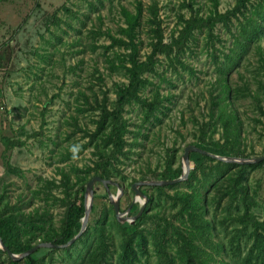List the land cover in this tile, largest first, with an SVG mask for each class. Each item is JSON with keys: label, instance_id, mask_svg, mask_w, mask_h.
I'll use <instances>...</instances> for the list:
<instances>
[{"label": "rangeland", "instance_id": "rangeland-1", "mask_svg": "<svg viewBox=\"0 0 264 264\" xmlns=\"http://www.w3.org/2000/svg\"><path fill=\"white\" fill-rule=\"evenodd\" d=\"M235 1L0 0V208L5 202L24 212L45 208L59 226L65 209L63 187L55 186L54 198L48 197L45 179L58 183L60 170L74 181L78 174L93 172L95 146L102 133L96 121L102 106L112 108L117 88L127 84L131 58L144 61L152 52L155 25L149 21V6L157 8L162 42L169 43L186 19L224 13ZM138 2L141 14L134 26H128L126 15L136 12ZM242 26L244 30L232 15L226 24L216 22L211 36L207 26L195 28L180 50L173 47L168 54H156L153 69L142 73L136 96L123 108L129 130L124 154L109 165L110 180L122 188L119 210L124 216H133L144 202L143 198L133 201L134 182L155 179L169 154L173 167L182 168L183 149L198 140L201 123L208 122L214 103H226L236 113L234 137L243 153L264 154V61L259 53L264 34L257 35L246 23ZM148 104H153L152 113L144 118ZM213 138L224 142L217 123ZM216 160L189 159L190 170L198 165L195 177L160 185L162 189L138 186L153 196L148 212L157 214L141 227L151 229L163 213L174 215L179 207L175 191L195 186L206 194L207 215L217 221L219 237L228 242L234 223L222 218L243 210L228 192L231 178L238 174L247 184L250 210L263 221L264 160L244 169L240 163ZM143 174L148 178L142 179ZM217 187L223 194L219 203ZM107 189L113 195L118 191L115 184L108 188L100 181L93 184L92 208L82 234L52 253L43 249L48 247L38 248L35 256L44 255L40 263L86 264L100 237L97 226L104 224L106 258L117 264L126 236L115 223ZM131 262L125 264H155L151 244ZM0 264H8L5 253H0Z\"/></svg>", "mask_w": 264, "mask_h": 264}, {"label": "trees", "instance_id": "trees-1", "mask_svg": "<svg viewBox=\"0 0 264 264\" xmlns=\"http://www.w3.org/2000/svg\"><path fill=\"white\" fill-rule=\"evenodd\" d=\"M249 11H252V15L247 14ZM149 12L151 15L149 21L155 25V28L151 29L155 39L152 42V52L144 61L138 62L134 56L131 58L130 67L128 68L130 76L127 84L117 88L116 100L112 108L107 109L106 106H102L100 119L96 121L97 128L100 127L102 133L99 142L95 146L96 160L92 166L93 172L89 175L78 174L74 181L70 179L66 171L60 170L58 172L60 173L58 183H55V179H45V182L49 185V187L46 185L48 197L54 198L52 190L55 186L60 185L63 187L61 200L65 209L59 226L56 228L52 218L47 215L45 208L40 210L39 207H35L29 212H24L9 206L8 202H5L3 207L0 208V237L12 252H23L38 243H34L35 241L63 244L78 232L84 212L85 184L90 177L95 175L110 179L109 165L111 161L117 159L119 154H124V146L127 142L125 135L129 130L127 119L123 116V108L131 98L136 96V86L142 81V73L153 69L156 54H168L173 47L180 50L187 36L192 35L195 28L207 26L209 28L208 34L211 36L213 25L218 21L226 24L232 15L237 18L239 29L244 30L245 26L242 25L246 23L257 35L264 34V24H262V21H264V0H236L231 9L224 13L213 11L205 16L193 15L185 20V24L179 29L178 35L171 37L169 43L162 42V30L157 18V8L149 6ZM140 14L141 7L138 2L136 12L126 15L128 26H134ZM126 32H128V29ZM133 49L135 50L134 47ZM259 53L261 60L264 61V48ZM111 61L113 62V60ZM151 105L153 104H148L143 115L144 118L151 115ZM227 105L226 103H214L216 108L209 112L208 122L201 123L198 140L193 144L219 155L249 157L239 148L236 137H234L237 130V115L232 108L228 110ZM216 123L221 127L225 137L222 143L213 138ZM207 125H212V128L206 129ZM172 159L173 155L169 154L163 168L154 174L155 179H171L181 174L180 164L173 167ZM189 159L199 162L212 158L197 151H190ZM221 162V160H216V163ZM261 162L240 163L239 167L244 169L247 166H255ZM7 167L9 168V166ZM197 169L198 165L189 171V179L195 177ZM141 178L146 179L148 177L143 174ZM231 179L232 182L228 191L230 192L229 199L239 200L243 210H237L233 217L229 215L230 212H227L222 218L224 220L231 218V223H234L228 242L219 237L216 231L217 221L207 215L208 198L206 194H202L195 186L191 185L190 188L175 191L174 195L179 201L176 213L174 215L169 214V216L163 213L162 218L155 221V226L147 230L142 228L141 224L148 217L157 214L148 212V205L153 203L154 199L152 195L145 194L148 197L147 206L133 223L128 221L119 222L114 215L115 223L126 236L121 245L117 264L134 261L140 252L146 251L148 244H151L155 253V264H241L236 259H239V262L241 260L243 264H264V220L261 221L256 218L250 210V195L247 184L242 181L241 174ZM74 185L76 186L74 187ZM149 187L163 188L160 185ZM217 190L219 192L216 200L219 203L223 194L221 188L217 187ZM1 198L2 196H0V201ZM209 200L211 201L212 198H209ZM97 230L100 237L96 238L95 242L97 244L88 252L86 264H109L106 258L107 245L105 241L107 234L104 233V224L98 225ZM244 231H248V234L241 235ZM133 238L135 240L134 244ZM43 249L46 252L49 251V253L56 250L52 247ZM39 250L20 260H12L1 248L0 253H5L8 264H21L22 262L23 264H43L40 263V260L43 259L44 255L35 256V253Z\"/></svg>", "mask_w": 264, "mask_h": 264}, {"label": "water", "instance_id": "water-1", "mask_svg": "<svg viewBox=\"0 0 264 264\" xmlns=\"http://www.w3.org/2000/svg\"><path fill=\"white\" fill-rule=\"evenodd\" d=\"M190 151H197V152H200L201 154H205V155L212 157V158H215L217 160L234 162V163H241V164L256 163V162H259L261 160H264V154L259 155V156H254V157H238V156L219 155V154L209 152L205 149L199 148V147L195 146L194 144H187L183 149L182 171H181V174L179 176H177L175 178H171V179L138 180V181L133 183L132 188L135 192V197H134L133 201L134 200L140 201L141 198L144 199V202H142L141 207L139 208L138 212L136 214H134L133 216H130V217L124 216L123 212H121L119 210V197L122 193V188L120 187V185L118 183L113 182L110 179H105V178H102L100 176L95 175V176H92L85 184L84 212H83V216L81 218L80 228H79L78 232L71 239H69L66 243L55 244V243L43 241V242H38V243L32 245L30 248H28L27 250H25L23 252L14 253L3 243V241L0 237V248L4 252H6L12 260H19V259H21L27 255H30L31 253H33L36 249H38L40 247L59 248V247H65V246L69 245L70 243H72L75 239H77L82 234V232L84 231V229L86 227L88 215H89V212L92 208V196L94 193L93 192V184L96 181H100L107 188H108L109 184H115L117 186L118 191L115 195L111 194L109 192V190L107 189L108 197H109L110 203H111L113 210H114V215L119 222L128 221V222L133 223L137 219V217L141 215V213L144 209L145 203L148 199V197L138 188V186H140V185H151V186L168 185V184H173V183H176V182H179L181 180L186 179L188 177L190 166H191V162L189 161V152Z\"/></svg>", "mask_w": 264, "mask_h": 264}]
</instances>
